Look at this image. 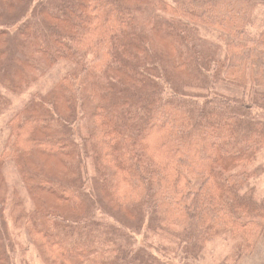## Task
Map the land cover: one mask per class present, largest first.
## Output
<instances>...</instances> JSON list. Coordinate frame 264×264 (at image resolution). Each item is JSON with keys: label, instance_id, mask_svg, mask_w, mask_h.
<instances>
[{"label": "trees", "instance_id": "16d2710c", "mask_svg": "<svg viewBox=\"0 0 264 264\" xmlns=\"http://www.w3.org/2000/svg\"><path fill=\"white\" fill-rule=\"evenodd\" d=\"M263 11L0 0V114L28 95L0 135V264L252 260L264 246L250 185L264 167L249 171L264 152ZM218 241L230 252L215 259Z\"/></svg>", "mask_w": 264, "mask_h": 264}, {"label": "rangeland", "instance_id": "374dc122", "mask_svg": "<svg viewBox=\"0 0 264 264\" xmlns=\"http://www.w3.org/2000/svg\"><path fill=\"white\" fill-rule=\"evenodd\" d=\"M257 20V24H255V28H254V32L256 33L259 29V24H261V21L264 19V11L261 12L259 15H257L256 17ZM216 36V35H215ZM42 88V83L37 84L36 86H31V90L32 89H39L41 90ZM46 90V89H44ZM28 99V95L24 94L22 97H16V96H11L9 97L7 100L10 103V108H8V110L2 112V114H0V135H3V130L5 128V122L9 119V117L12 115L11 111L13 110V112L16 111V109H18L19 107H21V105H23V103ZM0 143H1V139H0ZM259 160V162L261 163V165H253L249 171L252 172L255 167L258 166H262L264 167V152L263 154H261L259 156V158L257 159ZM250 185L255 186V191L256 193H258L260 196L259 197H263L264 196V176L260 177V178H253L251 179ZM223 240V239H221ZM263 243H261L256 251V255L253 257L252 260H250L247 264H264V246L262 245ZM230 252V248H227L225 246L224 243H219L216 242L215 245H213L211 247V249L209 250V255L213 256L215 259H218L219 257H224L226 256L227 253ZM203 264H207V261H204ZM211 264V261L210 263ZM241 264V263H240Z\"/></svg>", "mask_w": 264, "mask_h": 264}]
</instances>
